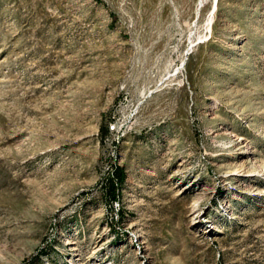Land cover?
Here are the masks:
<instances>
[{
  "label": "rangeland",
  "instance_id": "rangeland-1",
  "mask_svg": "<svg viewBox=\"0 0 264 264\" xmlns=\"http://www.w3.org/2000/svg\"><path fill=\"white\" fill-rule=\"evenodd\" d=\"M0 264H264V0H0Z\"/></svg>",
  "mask_w": 264,
  "mask_h": 264
},
{
  "label": "built area",
  "instance_id": "built-area-1",
  "mask_svg": "<svg viewBox=\"0 0 264 264\" xmlns=\"http://www.w3.org/2000/svg\"><path fill=\"white\" fill-rule=\"evenodd\" d=\"M129 118L113 116L105 123L106 133L113 136L116 143H119V137L127 136L131 131V122Z\"/></svg>",
  "mask_w": 264,
  "mask_h": 264
},
{
  "label": "trees",
  "instance_id": "trees-1",
  "mask_svg": "<svg viewBox=\"0 0 264 264\" xmlns=\"http://www.w3.org/2000/svg\"><path fill=\"white\" fill-rule=\"evenodd\" d=\"M125 179L124 172L121 168L115 167L111 176L107 179L106 195L110 200H114L119 195V187Z\"/></svg>",
  "mask_w": 264,
  "mask_h": 264
},
{
  "label": "bare ground",
  "instance_id": "bare-ground-1",
  "mask_svg": "<svg viewBox=\"0 0 264 264\" xmlns=\"http://www.w3.org/2000/svg\"><path fill=\"white\" fill-rule=\"evenodd\" d=\"M126 136L119 137V142L122 141Z\"/></svg>",
  "mask_w": 264,
  "mask_h": 264
}]
</instances>
